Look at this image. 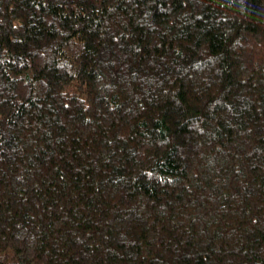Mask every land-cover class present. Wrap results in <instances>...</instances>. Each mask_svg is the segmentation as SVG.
Returning a JSON list of instances; mask_svg holds the SVG:
<instances>
[{
	"label": "trees",
	"instance_id": "16d2710c",
	"mask_svg": "<svg viewBox=\"0 0 264 264\" xmlns=\"http://www.w3.org/2000/svg\"><path fill=\"white\" fill-rule=\"evenodd\" d=\"M0 264H264V0H0Z\"/></svg>",
	"mask_w": 264,
	"mask_h": 264
}]
</instances>
